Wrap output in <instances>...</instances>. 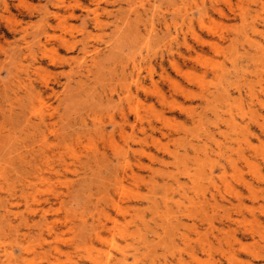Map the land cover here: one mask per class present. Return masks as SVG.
<instances>
[{
  "label": "rangeland",
  "instance_id": "374dc122",
  "mask_svg": "<svg viewBox=\"0 0 264 264\" xmlns=\"http://www.w3.org/2000/svg\"><path fill=\"white\" fill-rule=\"evenodd\" d=\"M1 1L3 0H0V153L7 160L4 168H0V173L3 174H0V186L17 185L16 180L20 175L18 154L23 155L29 165L36 163L39 158V140L45 138L50 149L46 150L47 154L52 156V165L58 171L51 180L55 189L66 192L67 189L80 188L78 180L81 176L74 173L79 166L74 163L72 154L83 159L86 155L84 144L90 143L87 146L104 152L107 160L100 161L102 164L96 163L97 166L93 167L95 179L87 171L88 179L83 186L86 192L62 208L54 202L45 188L38 197L47 210L46 217L49 221L62 219L67 213L78 218L73 212H79V207H87L88 193L93 194L92 199L105 195V188L100 186L99 181L111 176L110 169L117 162L112 156L111 144L131 148L129 158L132 171L140 180L137 183L139 188L134 193H139L142 200L137 204L135 199H131L130 205L137 209V213L145 215L149 226L143 229L142 234L151 244L148 249L142 247V244L137 245L138 264H178L176 260L179 256L175 255V261H172L169 254L177 248L183 249L181 257L184 264H198L190 260V253L201 259V264H264V181L256 180L248 165L233 152L226 153L230 150L226 147L231 144L229 142L234 136V131L229 126L232 121L239 125L241 135L251 140L252 145L257 148L264 146V132L259 125L264 122V94L259 93L255 77L258 73L262 74L260 84L264 88V72L255 67V58L258 57L255 55L256 47L261 48L264 53V9L260 8L261 4L264 7V0H191L192 22L178 20L177 36L173 25H170L171 35H168L162 26L161 15H157L151 22L156 27L155 32L160 31L157 39L154 37L146 40L148 35L141 22L138 34L135 28L131 29V37L123 35L124 38L119 43L117 36L122 33L119 34L117 27L123 28L121 18L127 16L131 9L127 0H110L112 5H106L104 0H99V5L90 0H4L6 6ZM193 1L207 11L203 25L198 22L199 14ZM144 2L158 5L164 10L167 5L166 0ZM214 5L222 9V14ZM120 7L123 13L117 14L116 10ZM45 8L50 13L48 17L43 13ZM86 8L90 14L86 13ZM103 9L112 11V15L104 14ZM93 10L100 15L102 27L84 22V19L93 18L90 12ZM242 11L249 13L245 23L241 19ZM54 12L58 14V19L51 17ZM164 15L170 22L171 18L166 13ZM254 27L257 28L255 32ZM44 28L48 38L42 34ZM210 28L222 34L223 38H219ZM111 44L119 45L109 52L106 46ZM84 46H87L88 51L99 47L101 52L84 54ZM67 47L73 49L67 50ZM53 55L75 60L53 65L49 60ZM131 57H135L141 66L139 81L144 88L131 86L129 99H125L127 95L122 94V86L118 84L116 77L120 62ZM213 64L224 65L230 72V80L226 85L232 94L231 98L237 100L238 104L237 108H230L231 115L222 102L214 98L213 91L216 92L218 80L210 68L216 67ZM196 79L203 80L213 93L209 101L206 102L202 96L204 91L195 84ZM78 81L82 83L78 84ZM250 83L256 84L257 100H250L245 93L247 84ZM158 93L162 97L157 96ZM128 102L147 116L143 125L136 120L134 112L129 110ZM121 111L126 114V123L122 122ZM40 117L44 119L43 122ZM164 118L166 123L162 124ZM146 119L153 123L152 127ZM82 120L87 123L84 128L90 130L83 134L84 144L77 145L76 142L69 141L67 135L72 128L81 130ZM92 120H95V126L92 125ZM227 136L230 137L225 140L224 137ZM213 140L223 146L222 156L210 157L215 160V175L219 176L221 168L225 169L232 189L240 191V201L232 198L222 184H219V192L207 184L204 191L207 205L203 210L191 211L190 217L180 216L186 225L191 226L189 237L183 246L176 234L173 236L169 230L164 237L162 231L155 227L154 219L167 213H164L159 198L172 185V177L186 183L183 184L184 192L188 193V197L192 196L190 184L181 174L186 168L180 161L186 155L192 156L194 148L201 149L206 145L209 149L216 150ZM70 142L75 147L71 156H67L70 153L67 154L65 146ZM230 146L235 147L233 143ZM241 150L249 162H254L264 175V162L261 158L255 157L246 144H242ZM230 154L229 159L225 158ZM63 157L69 164L68 169L61 166ZM229 160L235 162L239 170L235 176ZM238 175L252 184L251 190L237 181ZM129 185L133 189V184ZM173 195L175 200L180 199L177 193ZM47 198L48 201H45ZM153 198L158 204V213L155 215L154 208L147 203ZM18 199L16 206L12 207L13 211L30 216L26 205H32V202L26 203L22 197ZM228 200L233 205L228 204ZM101 208L121 220V216L111 207L103 204ZM90 210L88 207L85 213L88 221H91ZM229 217L235 222L228 221ZM207 221L212 222L215 228L223 226L225 229L222 232L207 230ZM73 222L63 228L61 239L65 244L59 243L67 255H62L61 260L66 264H90L84 253L70 247L71 239L75 244H83L78 235L79 221ZM15 224L18 225V221ZM226 224L230 226L227 227ZM70 226L74 228L69 230ZM18 229L23 233L26 231L23 225ZM5 233L3 238L7 242L15 238L8 231ZM158 234L162 235L160 239ZM218 234L219 237L215 238ZM24 241L35 247L40 237L35 234L27 235ZM166 245L169 247L168 251L165 250ZM202 246L209 249L208 255L202 252Z\"/></svg>",
  "mask_w": 264,
  "mask_h": 264
},
{
  "label": "bare ground",
  "instance_id": "6f19581e",
  "mask_svg": "<svg viewBox=\"0 0 264 264\" xmlns=\"http://www.w3.org/2000/svg\"><path fill=\"white\" fill-rule=\"evenodd\" d=\"M90 1L96 2V5H99V0ZM109 1L110 0H104V3L106 5H112L113 2L109 3ZM127 1L128 6H130L131 9L128 10L127 16L121 18V25H123V28L117 27L119 29V34L122 33L121 35L117 36L118 43L120 39L124 38L122 37L123 35L131 37V29L135 28V32L138 34V28L141 22L143 23L148 35L146 40L149 41L154 37L157 39L160 31L156 33V27H154L151 23L154 20V17L157 15H161L162 26H164V29L167 31L169 36L171 35L170 25H173L177 36L179 30V27H177V21L181 20L182 22H192L193 19V7L190 6V3L192 4L191 0H166L167 5L165 6V10L161 9V7L158 5L144 2V0ZM1 3H4L6 6V2L4 0L1 1ZM193 4L196 5L198 11L196 12L199 14L198 22L203 25L207 11H205V9H201L194 1ZM214 8L220 14H222V9L220 7L214 5ZM260 8L261 10L264 9L263 4H261ZM86 9V13L88 14L89 9ZM90 12H92L93 18L90 20L88 18L84 19V22H91L95 27H102L103 24L100 21V15L96 14L97 11L93 10ZM103 12L104 14L112 15V11H106L103 9ZM43 13L47 17L48 14H50L47 8L44 9ZM116 13L122 14V8H118ZM164 13H166V15L171 18L170 22H168ZM248 15L249 13L247 11H242L241 19L244 23L246 22ZM71 16L74 17V14L71 13ZM51 17L58 19V14L54 12ZM262 21H264V17L262 18ZM210 30L219 38H223L222 34H219L214 30V28H210ZM255 31H257L256 27H254V32ZM46 33L47 30L44 28L42 34H45L46 38H48ZM172 38L175 39V37ZM39 42L40 40L38 39V44ZM117 45L111 44L110 46L107 45L106 47L109 49V52H111L117 48ZM42 46H44V44ZM66 49L72 50L73 48L67 47ZM82 52L84 54L90 52L99 54L101 49L99 47H94V50L88 51L87 46H84ZM255 55H258V57L255 58V61H257L255 63V67L260 72H264V53L261 48L256 47ZM234 59L237 58L234 56ZM49 60L51 64L56 65L67 63L75 59L66 57L60 58L57 57V55H53L50 56ZM136 60L137 59L135 57H131L126 59L124 62H120L119 64V73L117 74L116 81L122 86V94L127 95L125 99H129V90L131 86L142 89L144 88L142 83L139 81L141 66L136 62ZM172 65L177 70L179 69L175 63H172ZM207 65L209 66L210 64L207 63ZM213 65H216V67L211 66L210 68L213 71V75L218 80V83L215 85L216 92L213 91L214 98L219 100V102H222V105L227 108V112L231 115L230 108L232 106L237 108L238 104L237 100L231 98L232 94L228 89V85H226L230 80V72L226 70L224 65ZM261 76V73L255 75L257 78L256 84L259 86V93L264 94V88L260 84V81L262 80ZM150 80L152 81L151 73ZM81 83V81H78V84ZM195 84L198 86V88H200V90L204 91L202 96L206 102L209 101L213 95L210 88H208L204 81L200 79H196ZM256 84H247L245 93L248 95L250 100H257V98H255L257 97V92L255 90ZM240 93L241 92L239 91L238 94L240 95ZM158 95L162 97L159 93L157 96ZM128 108L134 112L135 118L140 123V125H143L144 118L147 116L143 115L139 109L130 102H128ZM121 115L123 118L122 122L126 123L128 121L126 114L121 111ZM191 120L194 121L192 117ZM40 121L43 122L44 119L40 117ZM123 123L121 125H123ZM147 123L149 126H153V123L150 120H147ZM165 123L166 119L164 118L162 120V124ZM113 124L115 123L113 122ZM92 125H96L95 120H92ZM259 125L264 132V122ZM81 126L83 127L81 130L72 128L68 132L69 135H67V137L70 139L68 140L76 142L77 145L84 144L83 134L85 131L90 130L84 128L87 126V123H85L83 120L81 121ZM229 126L234 131V136L231 138L232 141L229 143H233L235 147H231L230 144L228 147H226V149L230 148V150H227L226 153L230 151L233 152L239 159L248 165L249 170L252 172L253 177L256 180H260V182L264 181V175L261 174L257 165L254 162H249L241 150L242 144H246L252 149L254 156L260 157L264 162V146L257 148L256 146L252 145L251 140L241 135L242 131H240V127L237 123L235 124L232 121ZM229 137L230 136L224 137V139L228 140ZM39 142L40 144L38 146V152L40 154L38 153L39 158L36 163H31V165H29L30 163L25 161V157L21 154H18L17 159L18 164H20V175L16 180L17 185L14 187L0 186V190H3V193H0V264H44V261L46 262L45 264H66L61 260V256L64 255L66 257L67 254L63 250L62 246H60L59 242L65 244L61 239L63 228L71 225V223L76 220L79 221L78 235L81 241H83V244H75L71 239L69 240L71 242L70 247L73 249H79L80 253H84L86 260H88L90 264H138L139 252L137 251V245L139 246L142 244V247L144 246L145 249H148L151 244H149L150 242L147 239L145 240L142 234L143 229L149 226L145 220V215L137 213V209L130 205L131 199H135L137 204H140L142 200V196L139 193H134V191L139 188L137 183H139L140 180L139 177L132 171V164L129 158V153L132 151V149H125L123 147L121 148L111 144L110 147L112 156L117 162L116 165L110 169L109 175L111 176L99 181L100 186L105 188V195L92 199L91 197L93 194L88 193V200L86 201L87 207H79V212H73L79 219L72 217L70 213H67L62 219L49 221V219L46 217L47 210L44 209V205L41 203L42 201L38 199L39 194L44 192V188L49 191L50 196L54 198V202L57 203L60 208H62L63 206L71 203V201H75L86 192L83 189V186L86 185V180L88 179L87 171L89 170V172L92 173V178L95 179L96 172L94 171L93 167L102 164L100 161L107 160V156L104 152H100L96 147L92 148L91 146H87L90 145V143L84 144L86 145V155L83 159L80 156L72 154L74 163L79 166L77 171L75 170L74 173H76L77 176H81L78 180V187L80 188L75 187L73 190L67 189L66 192H60L55 189L54 183H51V180L56 176L58 171L55 166L52 165V160L50 159L52 156L49 157L47 154V151L50 150L49 146L45 138H41ZM213 142L215 143L216 150H211L206 145H204L201 149L194 148L192 156L188 157L186 155L180 161V164L182 166L184 164L186 168L181 174L185 176L187 182L190 184L189 189H191L192 196L188 197V193L184 192L185 186H183V184L186 183H181L179 179L172 177V185H169L163 195L159 198L160 205L164 208V213H167L164 215H158V221L154 219L155 227L157 230L162 231L164 237L168 235L169 230L171 231L172 235L176 234L178 240H180L183 246L186 242V239L189 237L191 226L186 225L180 219V216L190 217L189 213L191 211L195 210L199 212V210H203V207L207 205V200L204 198V191L206 189L205 186L207 184L217 192H219V184H222L223 189L229 193L232 198L236 199L238 202L240 201V191L232 189L230 182L227 180L225 169L221 168V174L219 176L215 175V171L213 169V164L215 162L214 158H218L223 155V146L216 140H213ZM74 147L75 145L72 142L65 146V149L68 150L67 154L70 153L67 156H71V153L74 151ZM231 155L232 154L225 158L229 159ZM211 156H214V158L210 159ZM4 157V154L0 153L1 169L6 165L7 159L5 160ZM190 162L191 166H189ZM229 164L232 171L234 172L233 176L238 174L237 172L239 170L236 167V163L232 160H229ZM68 165L69 164L65 161V157H63L61 159L62 168L68 169ZM27 166L29 170H27ZM237 181L247 189L251 190L250 188L252 184L239 177V175L237 176ZM129 184H133V189ZM152 185L154 186V184ZM173 186L174 188H172ZM17 193H20V195L17 196ZM175 193L180 196V199H174L173 194ZM211 196L214 198L213 195ZM21 197L26 201V203L30 201L32 202V205H26V209L28 210L27 212L31 214L30 216L18 214V212L13 211L12 209L13 206H16L19 200L18 198ZM44 200L48 201V198ZM147 203L154 208V215L157 214V200L153 198L150 202L147 201ZM103 204H105L106 207H111L114 209L116 213L121 216V220L120 218L113 217V215L107 212L104 208L102 209L101 206ZM228 204L233 205V202L228 200ZM88 207L91 208V221H88L85 218V213L88 210ZM169 212L171 214H169ZM227 220L230 222H235V220L231 217L227 218ZM17 221L18 225L15 224ZM207 223V230L216 229L217 231L222 232L225 229L223 226L215 228L210 221H207ZM20 225L24 226L26 230L24 233L18 229ZM226 226L229 227L230 224H226ZM73 228V226H70L68 229L70 230ZM5 230L11 235L13 234L15 237L10 242H7L3 238L6 236ZM253 233L254 232H252V235ZM32 234L40 237V241L35 247L27 244L24 241L27 235L30 236ZM44 234L46 236H44ZM219 235L220 234L216 235L215 238L219 237ZM157 237L160 239L162 235L158 234ZM165 250H169L168 245H166ZM182 250L183 249L177 248L175 251L173 250L169 252L172 261H175V258L173 257L177 255L179 256V258L176 260L177 263L184 264V261L181 257ZM208 251L209 249H207L206 246H202V252L208 255ZM129 258L132 260L130 261ZM189 258L191 261L201 264V259L196 257L194 253H190ZM72 264H79V262H72Z\"/></svg>",
  "mask_w": 264,
  "mask_h": 264
}]
</instances>
